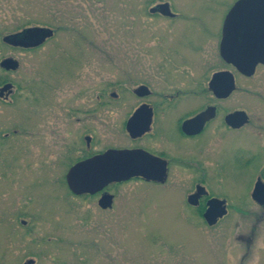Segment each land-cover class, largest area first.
<instances>
[{
	"label": "rangeland",
	"instance_id": "374dc122",
	"mask_svg": "<svg viewBox=\"0 0 264 264\" xmlns=\"http://www.w3.org/2000/svg\"><path fill=\"white\" fill-rule=\"evenodd\" d=\"M235 1L0 0V61L6 56L21 61L12 76L21 86L19 131L0 139V163L13 166L6 177L0 172V264L30 259L33 264H264V206L251 196L252 170L264 165V128L253 133L251 124L236 134L221 131L225 150L217 164L225 180L214 176L216 166L210 163L206 187L228 198L229 212L213 226L186 203L194 188L191 169L178 167L170 185L140 180L112 185L114 207L104 210L97 197L73 194L61 155L31 152L27 133L28 99L42 97L44 77L61 78L60 96L78 92L83 116L89 99H98L97 151L123 138L112 127L125 113L122 103L100 105V99L114 98L112 91L119 98H138L132 90L146 84L152 91L148 97L157 98L182 82L188 83L185 98L196 104L204 95L205 74L211 77L223 66L215 45L221 20ZM159 2H169L177 18L151 13ZM36 24L58 29L54 52L21 53L2 41ZM236 76L238 89L227 103L250 109L263 123L264 66L252 77ZM9 110L0 104L1 120L8 119ZM227 137L234 141L227 143Z\"/></svg>",
	"mask_w": 264,
	"mask_h": 264
},
{
	"label": "flooded vegetation",
	"instance_id": "af4514ba",
	"mask_svg": "<svg viewBox=\"0 0 264 264\" xmlns=\"http://www.w3.org/2000/svg\"><path fill=\"white\" fill-rule=\"evenodd\" d=\"M237 1L238 0L233 3L228 9L225 17L221 20L219 40L215 45V49L219 54L223 66L215 70L211 77H209L208 73L205 74V79L202 82L204 95L196 98L198 99L196 100V104L192 105L194 101L185 98V95L187 94H183V90L188 83L183 84L182 82L175 89H173V86H170V88L167 87V89H164L159 93L160 96L157 98L148 97L152 94V91L146 84H140L132 90L138 98H119L118 93L112 91L111 95L114 98L100 99V101H102L100 102V105H107L106 102L108 101L122 103L120 104V106H122L120 109H123L125 113L117 124H114V121L112 120V127L120 130L123 138L118 144L114 143L103 150L97 151L95 145V133L97 131L98 99H89V102L86 104L89 107L85 109V116H83L82 99H80L78 92H76V97H66L65 94L60 96L59 89L63 85L61 78L55 77L49 79L44 77L45 87L42 92V97H31L28 99L27 133L31 152H33L34 148H39L41 150L49 151L52 154L59 153L61 155L59 161L65 166V169H67L65 175L67 181L66 176L68 171L81 161L104 154L109 150H139L140 156L136 162L140 164H149L151 166L153 165L156 178H147L143 175L133 176L127 180L110 182L95 193L76 194L70 190L73 194L79 196H95L98 199V203L102 195L107 193L113 194L112 206L105 208L104 210L112 209L114 207L116 194L112 191V185L116 186L132 180H140L146 184L161 186L174 184L173 181L176 180V170L179 167L183 170L191 169L194 171L192 177L194 179V188L187 194L186 203L192 208H195L197 212H200L203 206H206L202 212L203 216V213L207 208L208 200L212 197H218L227 201V209L229 212L228 198L211 194L206 187V185H208V179L210 178V167H208V164L210 163L215 164L216 166L214 167L216 173L214 176H217L218 179L221 178V180H225L223 179L224 175L221 172L222 168L217 164V156L225 150V140L221 131L224 130L230 135L236 134L242 129H247L251 124H254L255 127L253 131H250L253 133H259L260 129L264 128V122L258 123L257 120L253 118L250 109L243 108L239 104L230 105L227 103L238 89L236 73H240L245 77H252L260 67L264 66V62H259L256 66L255 73L248 76L243 74L236 64L227 60L228 55L233 54L236 56L237 52L240 49L242 50V46L250 49L253 48V50L258 49L261 47L258 45L260 40H264V19H254L242 16L235 19L234 25L231 28L228 26L230 19L227 18V15ZM172 12L175 13L174 16H165L171 20L176 19L177 13L173 10ZM153 14L163 15L160 12ZM248 14V12H245L244 15L246 16ZM30 28L51 29L53 34L45 37L42 36L43 34L41 33L42 35L40 34L38 38H29L27 35L23 34V32ZM43 33L46 34L47 31H44ZM11 34H17L16 36L18 37L16 38L15 36L16 42L8 43L4 41V36L8 35L6 34L2 37V41L5 44L21 53L28 52L34 55L44 50L54 52L52 49L54 45H56L55 40L58 35V29L48 24H36L24 27L18 32ZM41 37H45L44 40L41 41ZM7 57L17 60L19 66L15 69H5L0 66V104L7 106L11 112V114L8 115V119L5 117L1 120L0 118V139L16 137L19 131L16 111L21 86L18 82L12 79V76L20 71L21 61L13 56H6L4 58ZM37 62L39 63V60H36L35 63H33L36 65L35 67H37ZM219 71H230L234 75L235 87L226 97H219L211 89V79L213 74ZM73 76L75 75L71 74V77L68 79H72ZM7 84L11 85L5 87ZM142 85H146L149 89V93L143 96L139 95L136 91ZM181 85H183V87H181ZM193 85L197 86L198 83L194 82ZM35 93L33 94L36 95ZM262 101H264V99ZM261 105L264 106V103ZM142 107L144 111L140 118L143 122L142 124H135V131L138 133V131L141 132V130H144V132L133 135L128 129V123L133 114ZM238 111H244L246 113V120L240 125L228 121V117ZM198 115H202L204 118L202 129L197 132H192L194 127L192 124L191 132L185 131L183 128L184 123ZM109 116L111 117L112 115ZM226 141L227 143H230L234 141V139L227 137ZM213 147L215 148L212 149ZM209 152L212 155L210 160ZM113 153L115 154V152ZM257 158L258 157L255 154V162ZM11 170H13V166L10 164L0 163V172L2 171L1 174L3 176L6 177L9 174H12ZM252 171L254 187L257 182L264 184V165L258 167L256 171ZM178 182L183 183L184 181L180 180ZM199 185L205 186L208 193L200 196L198 204H193L189 201V195L196 192L197 186ZM257 203L264 206V204Z\"/></svg>",
	"mask_w": 264,
	"mask_h": 264
},
{
	"label": "water",
	"instance_id": "95a60500",
	"mask_svg": "<svg viewBox=\"0 0 264 264\" xmlns=\"http://www.w3.org/2000/svg\"><path fill=\"white\" fill-rule=\"evenodd\" d=\"M150 12H160L167 16L175 15L171 10L169 2L156 4L150 8ZM245 12H248L249 14L245 16ZM242 16L254 19H264V0H238L227 15V18L230 19L228 26L231 28L234 25L235 19ZM44 31H47V33H43ZM23 34L27 35L29 38H38L40 34L46 37L51 36L53 32L51 29L30 28L25 30ZM16 35L17 34H8L4 36L3 40L8 43L16 42ZM17 37L18 36H16V38ZM45 37H41L40 40H44ZM258 45L261 47L254 50L253 48L250 49L242 46V50L240 49L236 56L233 54L228 55L227 60L236 64L243 74L248 76L253 75L257 64L259 62H264V40H260ZM0 66L5 69H15L19 66V62L13 58L7 57L2 59ZM10 85L11 84H7L5 87ZM234 87L235 79L230 71H219L213 74L211 79V89L219 97L228 96L233 91ZM136 91L141 96L149 93V89L146 85L140 86ZM143 107L137 110L129 120L128 129L133 135L144 132V130H141V132L138 131V133L135 131V124H142L143 122L140 118L144 111ZM245 115L246 113L244 111L235 112L228 117V121L237 125L243 124L246 120ZM192 124L194 125L192 132L200 131L204 125V118L202 115L187 120L184 123V130L191 132ZM113 152H115V154ZM139 156V150H109L104 154L81 161L68 171L66 176L68 186L70 190L76 194L95 193L110 182L127 180L133 176L143 175L147 178H156L153 165L151 166L149 164H140L136 162ZM207 193L208 191L206 187L199 185L197 186L196 192L189 195V201L193 204H198L200 196ZM252 196L254 200L264 204L263 183H256ZM113 197L114 195L110 193L102 195L99 201L100 206L102 208L111 207ZM227 213V201L218 197H212L207 202V208L203 213V216L207 224L213 226ZM33 263L34 259L27 261V264Z\"/></svg>",
	"mask_w": 264,
	"mask_h": 264
},
{
	"label": "trees",
	"instance_id": "16d2710c",
	"mask_svg": "<svg viewBox=\"0 0 264 264\" xmlns=\"http://www.w3.org/2000/svg\"><path fill=\"white\" fill-rule=\"evenodd\" d=\"M205 207H206V206H203V208L201 209V211H200V214H201V215H202V212L204 211Z\"/></svg>",
	"mask_w": 264,
	"mask_h": 264
}]
</instances>
